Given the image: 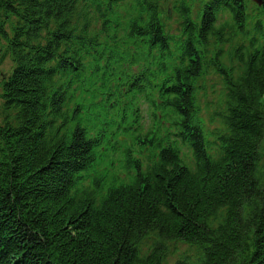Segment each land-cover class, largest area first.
Returning <instances> with one entry per match:
<instances>
[{
  "label": "trees",
  "instance_id": "1",
  "mask_svg": "<svg viewBox=\"0 0 264 264\" xmlns=\"http://www.w3.org/2000/svg\"><path fill=\"white\" fill-rule=\"evenodd\" d=\"M196 2L0 0V264H264V2L256 16L248 0ZM220 10L231 21L217 28ZM94 18L114 34L93 32ZM100 35L127 49L144 38L162 47L160 59L177 47L187 65L173 101L162 98L152 115L165 112L157 126L168 119L196 165L162 148L157 127L145 145L155 167L98 203L77 188L94 160L76 91L87 84L99 95L108 83L113 57ZM210 83L216 157L198 124Z\"/></svg>",
  "mask_w": 264,
  "mask_h": 264
},
{
  "label": "rangeland",
  "instance_id": "2",
  "mask_svg": "<svg viewBox=\"0 0 264 264\" xmlns=\"http://www.w3.org/2000/svg\"><path fill=\"white\" fill-rule=\"evenodd\" d=\"M253 6L251 5L250 6V8H252ZM10 67H11V62L9 61V60H7L6 62H5V64L3 65V70L2 71H4L5 73L7 72V70H9L10 69ZM83 94H85V99H88L89 98V95L88 94H86V93H84V92H80V95L82 96ZM216 97H214V95H213V89H212V85H211V83L210 84H208V86H207V99H203V101H202V105H201V107L203 108V110H204V112H205V105H206V103L209 101V102H215L216 101ZM155 155H156V153H151L150 154V157H151V159L153 160V158L155 157ZM177 256V255H176Z\"/></svg>",
  "mask_w": 264,
  "mask_h": 264
},
{
  "label": "water",
  "instance_id": "3",
  "mask_svg": "<svg viewBox=\"0 0 264 264\" xmlns=\"http://www.w3.org/2000/svg\"><path fill=\"white\" fill-rule=\"evenodd\" d=\"M256 1H260V0H256Z\"/></svg>",
  "mask_w": 264,
  "mask_h": 264
}]
</instances>
